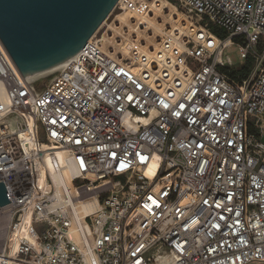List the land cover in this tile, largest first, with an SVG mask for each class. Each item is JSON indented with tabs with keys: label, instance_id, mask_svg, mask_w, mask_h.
<instances>
[{
	"label": "built area",
	"instance_id": "obj_1",
	"mask_svg": "<svg viewBox=\"0 0 264 264\" xmlns=\"http://www.w3.org/2000/svg\"><path fill=\"white\" fill-rule=\"evenodd\" d=\"M168 1L155 44L96 32L35 81L0 41V264H264V0Z\"/></svg>",
	"mask_w": 264,
	"mask_h": 264
},
{
	"label": "water",
	"instance_id": "obj_2",
	"mask_svg": "<svg viewBox=\"0 0 264 264\" xmlns=\"http://www.w3.org/2000/svg\"><path fill=\"white\" fill-rule=\"evenodd\" d=\"M117 0H0V41L24 78L73 57ZM9 202L0 181V207Z\"/></svg>",
	"mask_w": 264,
	"mask_h": 264
},
{
	"label": "bare ground",
	"instance_id": "obj_3",
	"mask_svg": "<svg viewBox=\"0 0 264 264\" xmlns=\"http://www.w3.org/2000/svg\"><path fill=\"white\" fill-rule=\"evenodd\" d=\"M150 4H151V8L155 11L156 14H165L168 17V20L170 23H175L178 22L180 20L181 15H179L180 13L177 11V9L175 8V5L173 3H171L168 0H149ZM111 13V11H110ZM109 15V14H108ZM107 15V16H108ZM157 16V15H156ZM155 14L152 16L150 13L146 14V15H142V16H136L135 14H131L128 12H125V14L121 17L117 16V23H119V25H113L112 27L110 26V29H117L116 31L119 32V36L122 35L121 29L124 28V24H131L129 26H127L128 28L127 30V34L128 32L130 33V30H132V26L137 24V28L135 29V33L132 34V36H135V34L139 37V33H137L136 31H148V32H163L162 30V24L158 21V17H156ZM133 18V22L131 21ZM130 19V20H128ZM183 20V18H182ZM105 20H103L100 24L101 26L104 24ZM115 22V21H114ZM184 22H182L183 24ZM123 24V25H122ZM111 25V24H110ZM100 26V25H99ZM100 26V27H101ZM98 29V28H97ZM95 30L94 33H96L98 30ZM93 33V34H94ZM110 32H108L107 34H109ZM91 35L89 38H92L94 35ZM118 34V33H117ZM154 34V33H153ZM151 34V35H153ZM123 36V35H122ZM105 37V36H104ZM103 37V38H104ZM102 38V39H103ZM119 38V37H118ZM124 38V37H123ZM100 39V40H102ZM106 40H108V43L110 44L111 47H118L121 48L120 45L122 44L123 39L119 38V39H115L114 36H109L107 35ZM117 40H121L119 42H117ZM129 40V39H127ZM68 60L54 66L51 67L45 71H42L38 74H35L33 76L27 77L28 80L30 81H35L39 78H44V77H48L50 76L53 72H55L56 70L61 69L67 62ZM1 88H0V95H1ZM58 156L60 157V154H58ZM58 157V158H59ZM46 162L49 163V159L46 158Z\"/></svg>",
	"mask_w": 264,
	"mask_h": 264
},
{
	"label": "rangeland",
	"instance_id": "obj_4",
	"mask_svg": "<svg viewBox=\"0 0 264 264\" xmlns=\"http://www.w3.org/2000/svg\"><path fill=\"white\" fill-rule=\"evenodd\" d=\"M112 11V10H111ZM110 14V13H109ZM125 14V12L121 11L120 9H115L111 14L110 16L108 15L104 20V24L101 26H98V31L96 33V37H100L102 36L100 39H102L104 36V38L102 39V41H104L103 43L104 44H107L108 43V40H106V37L107 35L109 36H114L115 39H119V38H122L123 41L122 43L124 42V40H131V35L134 34L135 32H133L131 34V31L130 30V33L128 32L127 34V26L131 25V24H124V28L121 29V32H122V35L119 36V32L116 31L117 29H110V26L112 27L113 25H119V23H117V16L121 17ZM157 15V16H156ZM155 16L158 17V21L163 25L162 27V31L165 30V27H168V24H172L169 22L168 20V17L165 15V14H156L155 13ZM130 20V19H128ZM115 21V22H114ZM133 22V18L131 20ZM114 23V24H113ZM111 24V25H110ZM113 24V25H112ZM123 25V24H122ZM130 27V26H129ZM133 27V26H132ZM132 29V28H131ZM108 32H110L109 34H107ZM137 33H139V38H141L142 40H145L148 44H155V41L158 40V38L161 36L162 32H148V31H136ZM118 33V34H117ZM153 34V35H151ZM94 35V34H93ZM119 37V38H118ZM124 37V38H123ZM134 37V36H133ZM117 42H119V40H117ZM109 44V43H108ZM110 45V44H109ZM111 47V46H110ZM121 48H124V45L121 46ZM114 48V47H113ZM116 48V47H115ZM226 54L229 56L231 62L233 63L231 65V67H228L229 70H240L245 64L246 62H242L238 56V53H237V49L235 46H229L227 49H226ZM249 131L253 134H259V131L255 128V127H251L249 129ZM260 141L264 143V131L260 134Z\"/></svg>",
	"mask_w": 264,
	"mask_h": 264
},
{
	"label": "trees",
	"instance_id": "obj_5",
	"mask_svg": "<svg viewBox=\"0 0 264 264\" xmlns=\"http://www.w3.org/2000/svg\"><path fill=\"white\" fill-rule=\"evenodd\" d=\"M211 31H213L214 33H217V31L214 28H211ZM251 63H252L251 60H247L246 64L240 70H226V71L231 77L237 80H240L247 76L250 70V67H251Z\"/></svg>",
	"mask_w": 264,
	"mask_h": 264
}]
</instances>
